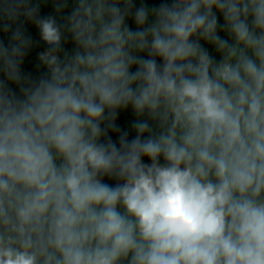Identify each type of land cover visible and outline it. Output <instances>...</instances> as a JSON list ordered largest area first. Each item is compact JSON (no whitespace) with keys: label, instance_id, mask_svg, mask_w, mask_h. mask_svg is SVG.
<instances>
[{"label":"clouds","instance_id":"9594fccd","mask_svg":"<svg viewBox=\"0 0 264 264\" xmlns=\"http://www.w3.org/2000/svg\"><path fill=\"white\" fill-rule=\"evenodd\" d=\"M0 32V264H264V0H0Z\"/></svg>","mask_w":264,"mask_h":264},{"label":"trees","instance_id":"16d2710c","mask_svg":"<svg viewBox=\"0 0 264 264\" xmlns=\"http://www.w3.org/2000/svg\"><path fill=\"white\" fill-rule=\"evenodd\" d=\"M146 2L158 4L160 0H146ZM71 11V7H69L68 10H66L65 14ZM51 13L50 7H45L41 9V15H49ZM25 28L27 29L28 34H30L33 37V40L36 42L37 46L32 49V51L29 53L28 57L25 59L24 64L22 65V72L25 74H31L34 78L38 77L42 70H38L36 68L37 64V53L39 51H43L46 45L39 40V33L36 30V28L31 25L30 23H25ZM10 35V34H9ZM9 39V36L4 35L2 32H0V40H3L5 44H7ZM5 79L2 73H0V80ZM10 88H12L14 91L18 92V88L16 85L9 83L8 85ZM134 119V116L130 112H123L121 113L117 118V124L121 126L123 130H127L131 135H134V133L131 131V122ZM111 134V133H110ZM113 139H116V136L113 135Z\"/></svg>","mask_w":264,"mask_h":264}]
</instances>
